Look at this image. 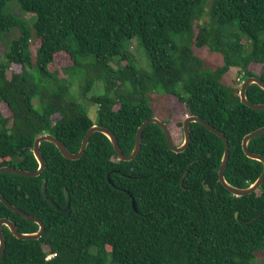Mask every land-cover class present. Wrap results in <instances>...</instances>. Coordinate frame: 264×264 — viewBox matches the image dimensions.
I'll use <instances>...</instances> for the list:
<instances>
[{
    "label": "trees",
    "instance_id": "1",
    "mask_svg": "<svg viewBox=\"0 0 264 264\" xmlns=\"http://www.w3.org/2000/svg\"><path fill=\"white\" fill-rule=\"evenodd\" d=\"M13 1L34 15L32 26L7 11ZM204 2L0 0V41L19 33L0 57V168L37 171L34 143L44 134L78 153L96 125L112 131L130 155L139 127L156 117L152 95L158 93L169 98L167 113L179 117L174 127L182 136L183 108L223 132L230 143L226 180L237 188L253 185L264 166L245 155L242 143L264 127V111L244 105L239 93L249 77L264 81V0H212L208 12ZM33 38L40 42L35 60ZM134 39L147 55V68L137 67L126 46ZM201 48L222 55L223 65L209 67L195 53ZM61 53L72 61L65 78L52 70ZM13 64L22 71L10 73ZM232 69L242 77L238 86L224 82ZM77 76L79 96L98 107L96 121L72 94ZM98 83L103 93L90 96ZM247 98L264 104V90L251 85ZM2 105L11 116L3 114ZM172 120L164 121L170 131ZM249 149L264 156V134L251 140ZM41 151L42 175L0 174V193L41 220L45 234L20 240L4 226L1 264H264V183L242 197L226 190L218 176L224 142L203 125L192 123L188 149L175 153L152 124L139 155L129 162L118 159L102 133L91 137L80 160L64 158L49 142ZM43 181L47 197L61 208L67 189V211L44 198ZM2 218L21 233L39 230L0 201Z\"/></svg>",
    "mask_w": 264,
    "mask_h": 264
},
{
    "label": "water",
    "instance_id": "2",
    "mask_svg": "<svg viewBox=\"0 0 264 264\" xmlns=\"http://www.w3.org/2000/svg\"><path fill=\"white\" fill-rule=\"evenodd\" d=\"M254 84L258 85L262 90H264V81L263 80H261L258 77H249L242 83L241 90L239 93L241 101L244 105H246L247 107H249L252 110L264 111V104H253L247 98V90L251 85H254ZM192 123H199V124L203 125L209 131H211L212 133H214L220 139L223 140L224 145H225V151H224L222 163H221V166H220V169L218 172V176H219V182L224 186V188L226 190H228L232 195H234L236 197H242V196L250 195V194L254 193L255 191H257L261 188V186L264 183V170H263V173L261 174V176L258 178V180L248 188H237V187L232 186L230 183H228V181L225 178V172H226L229 160H230L229 139L227 138V136L223 132H221L216 127H214L209 122H207L206 120H204L203 118H201L199 116H188L185 119V121L183 122L184 143L181 146H176V144L173 140V137H172V133L169 129V126L165 122L161 121L157 117H154V118H151V119L145 121L139 127V129L137 131L135 146H134V149L130 155H125L123 153V151L120 147L119 141H118L116 135L112 131H110L109 129H107L105 127H101V126H97V125L93 126L92 128L89 129V131L87 132V134L85 135V137L82 141V145H81V148H80L78 153H72L66 147V145L61 140L56 138L55 136H53L51 134H44V135L38 137L34 143L33 153H34L36 160L38 161V163L40 165V167L37 171L31 172V171H26V170H22V169H18V168H13V167H1L0 168V174H8L9 173V174H16V175L31 177V178H36V177L41 176L42 173L46 169V161H45V158H44L42 151H41V144L44 142H49V143L54 144L64 158H66L68 160H73V161L80 160L88 148L89 140L91 139V137L95 133H102L108 137L111 144L113 145V148H114L116 155H117L119 160L125 161V162L133 161L139 155V153L142 149V137H143V133H144L145 129L152 124L158 125L163 130V132L166 136V141H167L168 147L170 148V150H172L175 153H182V152L186 151L190 145V142H191V124ZM263 134H264V127H261L255 131L247 134L245 136V138L243 139L242 148H243L245 155L249 159L259 161L264 166V156L257 154V153H254L249 149L250 141L261 136V135H263ZM182 182H183V179L181 180V184H182ZM206 189L210 190L209 187H207ZM42 194H43L44 198L53 207H55L60 212H65L70 208V197H69L67 189H65L66 207H64V208L57 206L53 201H51L47 197L46 182L45 181H43V185H42ZM0 201L5 206H7L9 209L13 210L14 212L22 215L24 218H26L30 221H33L39 225V230L36 233L26 234V233H21L18 230L17 225L14 222H12L11 220L6 219V218L0 219V264H1L2 259H3L4 254H5V251H6V246H7V242H6V239L4 236V232H3L4 226H6L10 230V232L13 234L14 237H16L17 239H20V240H39L45 234L46 228H45V224L41 220H39L37 217L30 215V214L24 212L23 210H21L20 208L11 204L9 201H7L5 199V197L1 193H0ZM132 204H133L134 210H136L135 199H132Z\"/></svg>",
    "mask_w": 264,
    "mask_h": 264
},
{
    "label": "rangeland",
    "instance_id": "3",
    "mask_svg": "<svg viewBox=\"0 0 264 264\" xmlns=\"http://www.w3.org/2000/svg\"><path fill=\"white\" fill-rule=\"evenodd\" d=\"M204 4H205V9L206 12H208L210 10V4L212 2V0H204ZM7 11L13 15H15L18 19H20L21 21L25 22L27 25L32 26L33 22L32 19L34 18V15L27 13L25 11L22 10V8L20 7L19 3L17 1H13L11 3L8 4L7 6ZM209 20V16L206 14L202 20L203 23H207ZM18 31L15 35H18ZM13 33L11 34H6L4 36V39L2 41H0V57L3 56V54L6 52L8 43L10 41H12L16 36ZM40 42L37 39L32 40L31 42V49L33 52V59H36V50L39 48ZM126 46L128 47L129 52L132 54L133 58H134V63L137 65L138 68L144 69L148 67V58L146 57L147 55L144 52V49L142 48L141 44L138 42V40L134 39L131 42H128L126 44ZM195 53L202 57L203 59L206 60L207 65L211 68H217L221 65H223V56L220 54H216V53H212L208 48H201V49H195ZM72 65V61L69 55H67L66 53H61L56 55L54 63L52 65V70L53 71H57L60 74V77L65 78V75L63 74V70L64 68L71 66ZM254 69L257 72H260L261 67L260 66H255ZM22 71V66L18 65V64H13L10 68V73H19ZM35 71H32V74ZM242 77L241 75H239V69H232L224 78V82H226L227 84L230 85H239V80H241ZM72 84V94L77 97L78 100H80L81 103H83L85 106H87L88 109V114L90 116V118L93 121H96L97 119V109L98 107L88 103L86 100L82 99L79 96V77L77 76L75 78V80H73ZM237 85V86H238ZM241 88V87H240ZM102 88H101V84L98 83L96 85V87L93 89V91L91 92L90 96L93 95H98V94H102ZM152 99H153V106L155 108V115L158 119H160L161 121H166V119H170V117L173 119V125L171 128V132H172V137L174 139V142L176 144V146H181L184 143V134L183 136L181 135V129L174 127L175 124L174 122L179 121L176 120V118H179L178 116H176V113H172L171 116L167 113V106H168V102H169V98L166 97L164 98V96L162 97L160 94L158 93H154L152 95ZM36 107L38 108V103L37 101H35ZM182 112L180 113L182 116V122L185 121V119L189 116L186 112V110L183 108L181 109ZM2 111L3 114L6 117L11 116V111L5 106L2 105ZM176 112V111H175ZM174 116V118H173ZM55 120H58L57 117H55ZM261 258V257H259ZM259 261H261L259 259ZM107 264H112L111 260L108 261Z\"/></svg>",
    "mask_w": 264,
    "mask_h": 264
},
{
    "label": "built area",
    "instance_id": "4",
    "mask_svg": "<svg viewBox=\"0 0 264 264\" xmlns=\"http://www.w3.org/2000/svg\"><path fill=\"white\" fill-rule=\"evenodd\" d=\"M54 256H55L54 254L49 255V256L47 257V260L52 259Z\"/></svg>",
    "mask_w": 264,
    "mask_h": 264
}]
</instances>
